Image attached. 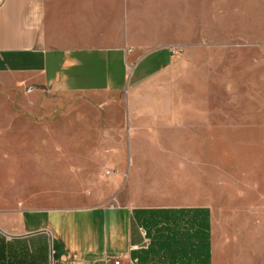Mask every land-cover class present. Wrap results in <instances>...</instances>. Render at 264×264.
Returning a JSON list of instances; mask_svg holds the SVG:
<instances>
[{"label": "rangeland", "instance_id": "1", "mask_svg": "<svg viewBox=\"0 0 264 264\" xmlns=\"http://www.w3.org/2000/svg\"><path fill=\"white\" fill-rule=\"evenodd\" d=\"M126 8L121 92L0 77V210L207 204L215 264H264V0Z\"/></svg>", "mask_w": 264, "mask_h": 264}, {"label": "crops", "instance_id": "2", "mask_svg": "<svg viewBox=\"0 0 264 264\" xmlns=\"http://www.w3.org/2000/svg\"><path fill=\"white\" fill-rule=\"evenodd\" d=\"M126 2L0 0V77L19 89L121 92L134 44ZM160 77H139L133 91ZM212 219L201 203L0 210V264H215Z\"/></svg>", "mask_w": 264, "mask_h": 264}, {"label": "built area", "instance_id": "3", "mask_svg": "<svg viewBox=\"0 0 264 264\" xmlns=\"http://www.w3.org/2000/svg\"><path fill=\"white\" fill-rule=\"evenodd\" d=\"M92 264H123L119 257H107L103 263L95 262Z\"/></svg>", "mask_w": 264, "mask_h": 264}]
</instances>
